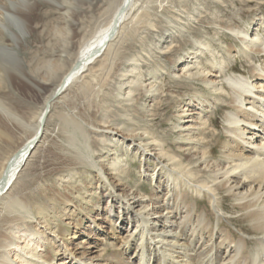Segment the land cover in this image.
Wrapping results in <instances>:
<instances>
[{
    "label": "bare ground",
    "instance_id": "bare-ground-1",
    "mask_svg": "<svg viewBox=\"0 0 264 264\" xmlns=\"http://www.w3.org/2000/svg\"><path fill=\"white\" fill-rule=\"evenodd\" d=\"M88 2L98 3L97 0ZM137 2L121 0L106 26L81 44L61 77L67 58L64 51L57 61L44 64L45 74L49 76L45 83L55 84L43 99L34 121L25 120L0 96V146L14 143L12 139L16 138L1 123L30 130L0 166V264H264L263 17L257 22L260 27L245 29L236 25L228 29L241 44V47L230 44L228 55L233 58L242 53L257 63L251 65L249 74L236 68L225 72L227 58L223 54L218 56L221 50L216 52L210 42L201 41L194 50L190 48V55L177 59V64L181 63L177 71L188 77L189 82L200 79L206 84L207 94H187L174 102L178 108L172 123L176 148L148 131L125 132L115 120L106 125L103 119V124L88 126L101 138L96 151L90 144L85 121L59 106L65 104L67 92L74 85L117 57L114 41L132 18ZM41 3L57 12L59 22L71 27V32L74 25L79 26L81 20L74 16L77 10L68 0H0V78L11 80V75L17 74L40 91L39 84L30 78L36 76L37 68L29 77L27 64L30 62L25 63L22 52L28 39L38 35L42 18L52 13L39 12ZM27 15L31 21L26 19ZM177 46V50L186 48L183 44ZM205 50L208 51L205 58L211 63L202 67ZM136 70L134 66L132 71ZM139 77L129 81L125 100L116 96L111 104L106 100L107 110L119 112L126 106L122 101H134V92L152 83L149 77L148 82L141 84ZM147 93L153 98L156 94L151 90ZM220 105L227 110L223 132L226 141L223 158L218 159L215 149L213 153L210 148L207 151L209 135L206 132L207 113ZM50 130L63 138L72 167H63L58 180L63 184L60 189H48L51 192L46 198L34 190L19 192L25 189L26 173L38 151L46 145ZM119 146H125L123 155L117 150ZM126 155L139 158L140 179L144 177L155 183V187L151 185L153 189H146L143 184L136 187L128 184L131 175L127 158H123ZM76 170L88 179L74 180ZM184 188L192 191L197 201L189 202ZM221 189L237 200L236 204L244 210L242 218L254 222L249 224L251 229L260 232L255 236L254 249L245 251L250 235L241 233V238L235 239L231 233L230 236L224 233L223 226L216 232L219 242H211V231L215 233L212 220H221L223 216ZM104 197H107L105 205L102 204ZM203 198L212 204L208 211L202 206Z\"/></svg>",
    "mask_w": 264,
    "mask_h": 264
},
{
    "label": "rangeland",
    "instance_id": "rangeland-1",
    "mask_svg": "<svg viewBox=\"0 0 264 264\" xmlns=\"http://www.w3.org/2000/svg\"><path fill=\"white\" fill-rule=\"evenodd\" d=\"M68 2L77 10L74 16L81 20L78 21L79 26L74 25V31L71 32V27H66L64 23L59 22V14L57 12L54 10L51 11L46 3H41L38 8L39 12L51 11L52 13L42 18L40 25L37 27L38 35L28 39L27 43L23 46V59L25 58L24 61H26V64L30 62L27 64V70H29V73L31 72V74L28 73V76L33 75L32 73L36 72V68L37 72L39 69L40 72L34 73L36 76H31L30 78H32L31 80L34 83L39 84L42 91L38 87H35L32 82L23 81L24 79L17 74H12L11 80H3L0 78V96L8 105L10 104L13 107H11L13 111L16 110L28 122L36 119V114L42 106L43 99L55 84V82L50 84L45 83L48 82L49 76L45 74L46 67L44 64L48 61H57L64 51L67 54V58L65 68L60 72L61 77L70 67L81 44L90 38L95 31L106 26L121 0H97L98 3L95 4L88 2V0H68ZM139 7L141 8L137 12ZM134 14H137L136 16L138 17ZM131 17L119 37L114 41L115 48H117V57L113 61L106 62L104 64L105 66L103 65L104 67L97 66L98 69L95 68L96 70L92 74H88L85 77L86 82L81 80L74 85L67 92V98L64 101L65 104H59V106L61 105L65 109V112L73 113L79 119L85 121L86 130L90 135V144L96 151L100 147L98 146V139L101 138L100 136L94 135L88 126L92 124H103L105 123L104 120L107 121L105 123L106 125H110L116 121L118 123L117 126L125 132L142 133L148 131L151 135L165 141L168 146L172 145L171 147L176 148L177 146L174 144L176 141V133L173 131L172 123L176 120V111L178 108L174 102L184 99L187 94H207L204 90L206 84L200 79L189 82L188 77L181 75L177 71L181 65V63L177 64L178 60L185 58L188 54L190 55L191 49L194 50L195 47L200 46L201 41H205L210 42L213 47L212 49L216 50V52L217 50H221L218 56L223 54L225 60L227 58L224 68L225 72L229 73L232 71V68H236L237 71H246L249 74L251 65L257 63L249 61L242 53H238L233 58L228 55L227 49L230 44L241 47L238 39L232 36L228 29L233 26L236 27V25L245 29L252 26L255 28L260 27L257 22H259V18H264V0H138ZM26 19L31 21L28 15ZM226 27L227 29H225ZM222 29H225V32ZM180 44L185 45V50H177V45ZM204 52L202 67H207L211 62L205 58L208 51L205 50ZM30 65L32 67H29ZM134 66L139 71L136 70L134 73L132 71ZM176 75L179 79H177ZM137 76H140L139 83L141 84L148 82L149 77H151L152 83L145 88H140L136 93L134 92L136 95L134 101H122V104L124 105L125 102L126 106L119 112L113 109V111L111 109L107 110L105 103L108 101L111 104V100L115 99V96L118 98L121 97L124 100L126 99L129 81L132 78L133 80L135 78L137 79ZM33 78L36 80H33ZM185 81L187 86L184 83ZM147 87L152 88L148 89ZM148 90H151L153 94L156 93L157 95L155 94L154 98L153 96L148 97L147 94H151L147 93ZM24 99H27V101ZM12 104H15L16 107ZM226 111L220 105L207 113L208 128L206 135H209V142H207L208 148H206L207 151L211 149L212 153L215 149L216 152H214V155L218 159L223 158V143L226 141V136L223 134L226 124ZM1 124L6 125L13 136L16 135V138L14 136V139H12V141L15 140L14 143L9 142L14 145L9 143L1 144L0 166L4 162L5 157L18 146V143L20 145L23 142L21 140H24L29 134L27 131H30L29 129L22 128L21 131L19 125L8 126L4 122ZM18 129L19 131H17ZM80 138L83 140L81 135ZM65 147L63 138L51 131L46 145L38 151L35 160L32 162L33 164H31L28 173H26L27 181L25 180V189L23 187L18 191L26 192L29 190L30 192L34 190L36 192L35 194L46 198L47 193L49 194L53 187L60 189L63 181H60L61 184L59 183V173L64 166L67 168L71 166V159L65 153ZM124 147H118L119 154L123 155ZM133 153L135 154V151ZM123 158H127L126 161L129 163L128 173L131 175V178L128 184L134 185V187L138 184H143V187L146 189L152 188L151 185L155 187V183H151L149 180L144 179V177L140 179L139 170L141 161L139 158H135V155L128 157L126 155ZM151 166L153 168V165ZM77 171L73 174L74 180H78L79 178L80 180L88 179V177L82 176L80 170L78 173ZM68 172L66 170V173ZM22 189L25 191H22ZM184 189L187 192V200L189 202L197 201V197L192 194V191L186 188ZM219 195L222 199L220 211L223 216L221 220L217 221V218H213L212 220V227L215 229V233L213 234V231H211V242L213 240L219 242V238H215L217 235L216 232L220 226H223L224 233L226 235L231 233L235 239H240L241 233L250 235L248 237L250 241L248 240L249 244L245 251H250L251 248L254 249L257 243L254 240L255 236L256 234H260V232L256 233L251 229L252 225L249 224L254 222L242 218L244 210L236 204L237 200L231 195H228L224 189L220 190ZM106 198L104 197L102 201L104 205L107 201ZM45 200L47 201V199ZM97 200L98 198H96ZM202 201L204 202L202 203L203 208L208 211L212 207L210 200L203 198ZM262 204L263 201L260 202V205ZM59 207L61 206L59 205ZM200 209L202 208L200 207ZM65 217L66 215L63 216V218ZM82 220L87 221L85 218ZM218 236L220 237L221 235L219 234Z\"/></svg>",
    "mask_w": 264,
    "mask_h": 264
}]
</instances>
